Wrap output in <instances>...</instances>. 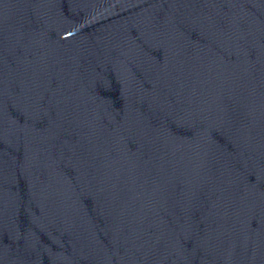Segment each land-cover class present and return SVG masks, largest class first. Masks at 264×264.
<instances>
[{
	"label": "water",
	"instance_id": "1",
	"mask_svg": "<svg viewBox=\"0 0 264 264\" xmlns=\"http://www.w3.org/2000/svg\"><path fill=\"white\" fill-rule=\"evenodd\" d=\"M0 264H264V0H0Z\"/></svg>",
	"mask_w": 264,
	"mask_h": 264
}]
</instances>
